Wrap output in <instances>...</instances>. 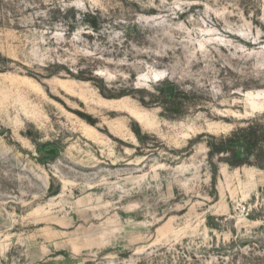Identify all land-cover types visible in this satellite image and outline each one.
Returning <instances> with one entry per match:
<instances>
[{
	"label": "rangeland",
	"instance_id": "374dc122",
	"mask_svg": "<svg viewBox=\"0 0 264 264\" xmlns=\"http://www.w3.org/2000/svg\"><path fill=\"white\" fill-rule=\"evenodd\" d=\"M0 264H264V0H0Z\"/></svg>",
	"mask_w": 264,
	"mask_h": 264
},
{
	"label": "bare ground",
	"instance_id": "6f19581e",
	"mask_svg": "<svg viewBox=\"0 0 264 264\" xmlns=\"http://www.w3.org/2000/svg\"><path fill=\"white\" fill-rule=\"evenodd\" d=\"M23 87H27V86H24L22 85ZM99 105H104V106H110V107H113V106H118L116 105L114 102H105L103 100H99ZM122 108V107H121ZM124 108V107H123ZM137 110V109H135ZM133 111V110H129V112L132 114V116H134L137 120L141 121V113L139 111ZM143 121V120H142ZM112 123H109L108 124V129L109 131L118 136V137H121V138H124L125 134L123 131H121V126L124 124V121L121 119V118H117L116 119V122L115 121H111ZM115 122V123H113ZM144 122V121H143ZM118 126V127H117ZM86 132L88 135H90L92 138H94V140H98L99 139V134L98 133H94L93 131L89 130L88 128H85ZM89 190H100L99 188H97L96 186L94 185H90V186H87ZM111 188H113L111 186ZM82 189H86L85 187H82ZM121 190L119 191V196H118V201L120 203H123L125 202L126 200H130L132 198L134 199H138L139 198V194L135 193V192H129L127 189L125 188H120ZM116 190V189H115ZM112 191H107L105 192V195H109ZM90 207V206H89ZM72 213V212H71ZM88 215H91L92 217L95 215L94 212H89ZM84 216V213L82 214H78V218H82ZM92 219V218H91Z\"/></svg>",
	"mask_w": 264,
	"mask_h": 264
}]
</instances>
